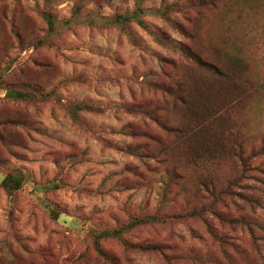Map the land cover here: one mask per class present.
<instances>
[{"label":"rangeland","instance_id":"374dc122","mask_svg":"<svg viewBox=\"0 0 264 264\" xmlns=\"http://www.w3.org/2000/svg\"><path fill=\"white\" fill-rule=\"evenodd\" d=\"M76 1L48 7L68 18ZM83 2L109 14L138 0ZM141 5L168 17L147 10L129 34L85 25L48 35L45 0H0V264H107L95 236L155 212L190 216L126 237L166 244V256L124 255L115 238L103 248L121 264H264V0ZM182 46L226 70L236 62V73L214 78ZM6 85L33 96L8 97ZM74 102L95 109L74 118ZM212 114L225 144L195 166L204 133L176 144L168 130ZM16 172L24 180L11 193L2 181Z\"/></svg>","mask_w":264,"mask_h":264},{"label":"trees","instance_id":"16d2710c","mask_svg":"<svg viewBox=\"0 0 264 264\" xmlns=\"http://www.w3.org/2000/svg\"><path fill=\"white\" fill-rule=\"evenodd\" d=\"M50 0H45L46 8L43 10V17L45 19L46 25H47V32L48 35H54L57 32H59L61 29H69L73 26H90V27H96V28H102V29H111L116 28L122 30L124 33L129 34V26L130 23L138 24L141 27H146L145 21L143 20L142 16L144 13L149 10L152 13L161 15L163 17H168V9H160V8H154L149 7L145 8L141 5V0H138V3L134 6L132 11L130 10H122L120 8L114 9V12L109 14H103L100 11H96L93 8H89L87 4L83 2V0H77L74 6L72 7L71 14L68 18H62L58 19L55 12L48 7ZM2 20V19H1ZM182 53L186 55L187 57H190L193 59L199 66L202 68L203 71L211 74L214 76V78L217 79H224V78H232L233 74L236 73V62L232 65L233 70H226L222 66H219L217 64H214L210 61L203 60L202 56L196 52H192L188 46H182ZM236 61V58H233ZM234 71V73H233ZM3 83V74H0V85ZM243 84L233 83L234 89L236 90H243L244 87ZM7 96L15 99H29L33 96V94L24 89L16 88L15 86L7 87ZM180 88V87H179ZM167 92H169V89H166ZM247 91V89L245 90ZM172 93V92H169ZM34 95H37V92L34 93ZM70 113L74 118L77 117V111L85 110V109H95L93 106L83 103V102H77L73 103L70 107ZM216 115L212 114L210 119L206 118L203 120V122L199 123V125L194 130H186L183 128H175L170 129L168 131H171L175 133V143H184L185 140L191 136H195L198 133H204L205 141L201 145L199 152L196 155L197 162L194 164L195 166H198L200 164V161L207 160L208 158L213 157L215 154H213L214 149L218 148L219 146H223L225 144V138L218 137L217 130L214 128L215 123L214 117ZM188 136V137H187ZM222 139V142H221ZM234 141H237V137L234 136ZM158 143H163L162 140L158 139ZM213 154V155H212ZM238 157L241 158V155L239 153ZM179 178H183V174L177 175ZM24 177L21 173H9L6 175V177L2 181V185L4 188L14 193L17 189H20L23 184ZM203 186L207 191H212L214 189V186H211L209 189L208 184H204ZM55 217L58 216V213L54 211ZM190 214L186 212H176V213H167L162 214L160 212L155 213H147L142 215H135L130 217V219L123 223L120 226H117L112 229H105L102 230L99 234H97L94 238L93 245L95 247V250L100 258L103 259V261L107 264H121V259L117 255H111L109 254L102 246L101 240L103 238H115L119 241H121L123 245V252L124 255L133 252V251H142L145 253H157L162 254L166 256L165 249L168 248L166 244L163 243H143V242H134L129 240L126 237V233L130 232L134 228H137L139 226L153 224V223H173L177 218H187ZM237 221V220H235ZM253 231V230H251ZM218 241L220 244H229L231 247V250L235 253H244V250L240 247V245L234 241H228L224 240L223 238L219 237ZM129 262L132 260L130 258H126Z\"/></svg>","mask_w":264,"mask_h":264}]
</instances>
